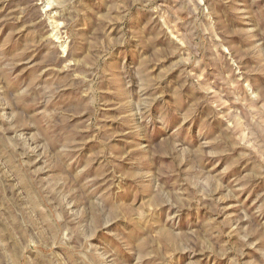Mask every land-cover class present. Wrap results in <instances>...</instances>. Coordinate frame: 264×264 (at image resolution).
Wrapping results in <instances>:
<instances>
[{"label": "rangeland", "instance_id": "obj_1", "mask_svg": "<svg viewBox=\"0 0 264 264\" xmlns=\"http://www.w3.org/2000/svg\"><path fill=\"white\" fill-rule=\"evenodd\" d=\"M0 264H264V0H0Z\"/></svg>", "mask_w": 264, "mask_h": 264}]
</instances>
